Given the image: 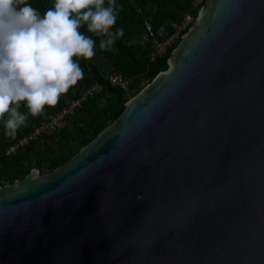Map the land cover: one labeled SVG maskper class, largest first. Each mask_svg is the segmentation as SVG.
<instances>
[{"label":"water","instance_id":"obj_1","mask_svg":"<svg viewBox=\"0 0 264 264\" xmlns=\"http://www.w3.org/2000/svg\"><path fill=\"white\" fill-rule=\"evenodd\" d=\"M168 65L0 186V264H264V0H204Z\"/></svg>","mask_w":264,"mask_h":264},{"label":"clouds","instance_id":"obj_2","mask_svg":"<svg viewBox=\"0 0 264 264\" xmlns=\"http://www.w3.org/2000/svg\"><path fill=\"white\" fill-rule=\"evenodd\" d=\"M55 0L43 16L28 0H0V119L5 135L14 138L27 115L42 114L83 77L73 57L91 60L95 41L80 29L102 37L101 50H110L124 35L117 22L115 0ZM7 114V118H5Z\"/></svg>","mask_w":264,"mask_h":264},{"label":"trees","instance_id":"obj_3","mask_svg":"<svg viewBox=\"0 0 264 264\" xmlns=\"http://www.w3.org/2000/svg\"><path fill=\"white\" fill-rule=\"evenodd\" d=\"M144 1L115 0L118 7V16L117 22L111 30L115 32L117 29L123 28L124 35L122 38L117 39L111 47L112 51L108 53L110 62L107 64H110L112 68L118 70L127 78H130L131 73L137 70H145L152 80L159 72L168 69V59L172 52L170 50L166 55L150 61L151 47L154 41L160 38L158 32L160 29L170 31L172 22L178 20L185 12L192 9V0H154L156 8L153 12L144 11L138 14L137 7H141ZM28 3L43 16L49 8L54 7L55 2L54 0H28ZM107 4L108 0H105L104 6L106 7ZM163 20L168 21L166 26L162 25ZM144 33L151 37H154L157 33L158 37L154 38L151 45L143 46L141 38ZM91 34L96 48L102 37L94 33ZM98 48L100 49V47ZM77 58H79L80 64L89 70L91 76L89 85L99 83L102 86V90L85 101L83 106L60 131L30 142L24 149L13 155L1 156L0 186L5 181L12 183L18 178H23L33 167L39 168L41 172H45L47 167V172L59 167L75 155L82 146L93 140L107 125L117 119L124 110V104L128 99L127 94L121 88L110 83L109 79L102 73L99 64L92 60H85L83 57ZM82 91L70 98L78 96ZM102 97L105 98V102L102 105H98ZM67 100L60 102L57 107H53L49 111L46 110L47 113L43 117L59 110ZM22 106L24 108V104ZM47 107L48 105H45L44 108ZM76 115H79V119H74ZM43 117L40 119L36 117L35 123L31 124L26 131L30 130ZM23 133L16 134L14 138L5 144L0 143V148L15 142ZM55 134L58 140L52 137ZM49 136L52 137L53 144L41 151L38 146ZM30 157L34 158V164L25 166L21 163L23 159Z\"/></svg>","mask_w":264,"mask_h":264},{"label":"built area","instance_id":"obj_4","mask_svg":"<svg viewBox=\"0 0 264 264\" xmlns=\"http://www.w3.org/2000/svg\"><path fill=\"white\" fill-rule=\"evenodd\" d=\"M203 3L204 0H192V9L185 12L178 20L173 21L170 31L161 29L159 32L160 38L156 39L151 47L150 61H154L157 57L166 55L176 46L183 34L194 22ZM106 77L113 86L121 88L126 94H131V80L125 77L121 72L112 68ZM101 90L102 86L99 83H94L92 86L84 89L78 96L70 98L59 110L51 112L43 117L38 123L34 124L30 130L20 135L15 142L1 147L0 157L3 155H13L19 150L24 149L30 142L60 131L68 124L71 117L83 106L84 102L95 96Z\"/></svg>","mask_w":264,"mask_h":264},{"label":"rangeland","instance_id":"obj_5","mask_svg":"<svg viewBox=\"0 0 264 264\" xmlns=\"http://www.w3.org/2000/svg\"><path fill=\"white\" fill-rule=\"evenodd\" d=\"M55 2V0H54ZM156 6H155V1L154 0H145L143 2V4L141 5V7H137V13L138 14H141L143 13L144 11H150V12H153L155 10ZM168 24V21L167 20H163V24L164 26H166ZM163 28V27H162ZM80 31L86 35V36H89L92 38V34L89 33L87 31V27L86 25L82 26ZM161 31V29L159 30V32ZM158 32V33H159ZM158 37V34L156 33V35H154V37H147V35L144 33L142 38H141V43L143 46H147L148 45H151L154 38H157ZM100 43L98 44V46L95 48V55L93 56V58L91 59L93 62L99 64L101 67V71L102 73L107 76V74L111 71L112 69V66L110 64H107L110 62V57L108 56V53H110L112 50H100L98 47ZM73 60L78 62L80 67L83 69V77L82 79H80L75 85L71 86L68 91L66 93H63L61 94L57 104L55 106H48L47 108H44L42 114L38 115V116H32L30 113H29V110L27 109V107H25V102H21V105H20V108H19V111L21 113H24L27 115V121H26V124L25 126H22L20 127L18 130H17V133L16 134H19V133H23L24 131H26V129L28 127H30L31 124L35 123V121L37 120L36 117H39V119L41 117H43L49 110L53 109V107H57V105L60 104V102H63V101H66L67 99H69L70 97L76 95L78 92H80L81 90H84L92 85H89L90 83V80H91V76H90V73H89V70L88 68H86L85 66H82L80 64V61H79V58L77 57H73ZM131 80L130 82V87H131V94L132 96H134L136 93H138L141 89H143L150 81L151 79L149 78V76L146 74V71L145 70H137L136 72H133L131 73V76L129 78ZM129 94H127V101L132 97L130 96ZM127 101L125 102L124 105H126ZM105 102V98L102 97L99 102H98V105H102L103 103ZM24 104V108H23V105ZM5 118H7V114H5ZM74 119H79V115H76L74 117ZM52 137L55 138V140H58L56 134L53 135ZM51 136L45 138L44 142L41 143V145H39V149L41 151L47 149L48 147H50L52 144H53V139H52ZM12 137H9V136H6L5 135V127H4V122H3V119H0V143L2 144H5L7 143L9 140H11ZM23 165L25 166H28V165H32L34 164V158L33 157H30V158H25L22 160L21 162ZM47 168H45V172H41L42 174L43 173H46L47 172ZM5 184H9V182L5 181L3 185ZM2 186V185H1Z\"/></svg>","mask_w":264,"mask_h":264}]
</instances>
